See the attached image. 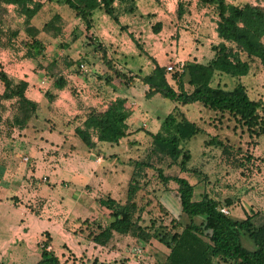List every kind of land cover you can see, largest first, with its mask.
Instances as JSON below:
<instances>
[{
  "label": "crops",
  "instance_id": "obj_1",
  "mask_svg": "<svg viewBox=\"0 0 264 264\" xmlns=\"http://www.w3.org/2000/svg\"><path fill=\"white\" fill-rule=\"evenodd\" d=\"M37 1L43 5L30 25L42 28L43 25H36L34 20L52 1ZM227 1L237 5L263 3L262 0ZM134 2L135 9L120 14L118 22L102 10H95L89 31L72 10L66 7L63 11L54 10L45 22L57 13L63 28L59 34H52L56 41L50 48L56 51L61 47L59 43H65L55 57H48L45 47L43 56L34 58L22 55L25 52L22 49L20 53L9 48L0 49V70L9 77L26 81L25 96L38 104L27 128L9 130L4 119L11 114L13 100L3 101L5 110L0 121V264H35L41 258L42 244L45 243L48 251H52L61 262L68 263L82 259L88 264L93 260L96 264H140L136 256L153 255L146 252L145 246L143 250L136 247L137 243L130 236L113 233L106 245H99L85 238L78 229L85 219L98 217L103 210L99 199L109 195L118 200L121 188L126 191L133 169L131 161L139 159L129 151L144 142L143 150L148 149L151 143L148 133L158 132L162 119L177 105L170 100L165 114H158L147 102L159 94L145 97L148 85L138 77L150 74L157 65L165 67L178 59L206 64L215 56L212 46L222 40L217 35L216 17L211 8H199L198 0H186L189 13L180 20L174 9L169 8L167 12L170 14H164L159 8L143 7L152 4L153 0ZM6 7L10 16L16 14L15 5L7 4ZM19 18L22 22L23 17ZM156 23L160 24L157 31L154 30ZM98 44L106 51L113 67L132 78V82L114 75L103 61L102 53L94 48ZM81 63L86 65L87 71L79 69ZM261 71V64L255 59L250 61L249 72L240 77L248 95L249 89L243 79L246 83L253 81L256 84ZM55 74L66 82L61 89L53 86L52 76ZM167 77L170 85L176 88L169 74ZM229 78L237 81L236 77L216 72L212 85L226 88L224 83ZM189 88L185 85V89ZM3 91L0 80V94ZM251 99H261L264 103V93ZM196 103L200 102L177 106L201 129L185 144L191 153L187 166L197 171L181 172L177 168L174 172L165 170V174L174 173L187 179L193 185V200L198 201L206 194L219 201V206L226 207L235 219H244L254 213L264 216V168L247 174L244 166L238 163L242 156L264 152V148L257 149L262 134L255 144L249 145L248 135L232 119ZM108 107L127 110L128 134L117 145L98 143L96 148L86 147L75 135V127L90 109L104 111ZM197 137L202 138L196 148L203 161L200 166L192 164L193 152L189 146ZM212 137L226 148L206 145L205 142ZM233 146L237 147L236 155L232 153ZM213 163L215 169H212ZM255 164L258 165V161ZM153 188L155 192L151 194L157 196L169 214L175 218L181 216L177 185L169 182L167 188L161 184ZM195 188L199 193L194 194ZM225 199H230V204H225ZM189 222L190 218L186 223ZM148 244L155 245L152 241Z\"/></svg>",
  "mask_w": 264,
  "mask_h": 264
},
{
  "label": "trees",
  "instance_id": "obj_2",
  "mask_svg": "<svg viewBox=\"0 0 264 264\" xmlns=\"http://www.w3.org/2000/svg\"><path fill=\"white\" fill-rule=\"evenodd\" d=\"M55 1L72 10L83 21L87 31L92 28V15L97 9L118 22L120 14L132 12L136 7L134 0ZM7 4L15 5L16 14L23 17L22 25L27 37L22 41L26 50L24 55L33 58L43 56L44 43L37 37L39 29L30 25L43 3L37 0H0V16L7 11ZM197 6L211 8L216 17V32L222 41L212 46L214 58L206 64L186 62L182 72L171 73L169 76L176 88L168 82L165 67L157 65L150 74L138 77L143 84L148 85L145 97L150 98L158 93L182 106L200 102L204 107L232 119L248 135V144L253 145L264 133L263 101L251 99L241 81L233 88L226 89L219 85L213 86L212 80L216 72L240 78L249 72L250 61L255 59L260 62L264 71V4L237 5L227 0H198ZM188 13L189 3L179 0L175 10L176 18L180 20ZM60 20V15L54 14L44 23L43 30L52 32L53 35L59 34L62 30ZM159 25L156 23L155 31ZM18 35L19 30H5L0 25V48L15 47L14 39ZM94 48L102 53L103 61L115 76L124 78L126 82L133 81L113 67L100 44ZM52 78L55 88L61 89L66 85L63 77L55 74ZM0 80L4 86V91L0 94V121L5 110L3 101L13 100L11 114L4 119V123L9 130L27 128L38 109V104L25 96L27 82L9 77L3 70H0ZM185 85L190 88L185 89ZM177 105L162 119L158 132L148 133L151 143L145 156L132 159L133 169L127 183L125 201L120 202L109 195L99 199L98 202L103 207L102 214L85 219L78 231L99 245H106L113 233L145 242L153 239L168 250L162 264H264V216L254 213L246 215L244 219H235L223 214L218 209L219 201L206 194L195 201L192 199L193 185L187 179L174 173L165 174V170L172 167L179 168L181 172L197 171L196 168L187 166L191 153L185 144L201 129L190 122ZM127 116V110L122 107H108L104 111L92 108L75 127L74 132L88 148H96L98 143L117 145L128 134ZM205 144L226 148L215 137ZM151 179L165 188L169 182L177 185L181 210L189 216V223L181 224L158 202L157 196L151 194L155 192V188L149 190ZM141 190L151 197L139 204L136 195ZM230 202V199H225V204ZM153 206L169 219L170 227L163 223L155 226L154 219L144 225V208ZM196 216H202L198 223L193 219ZM245 237L252 241L253 249L244 245ZM35 264L88 263L82 259L61 262L52 251L43 248L41 258ZM90 264H96V261L93 260Z\"/></svg>",
  "mask_w": 264,
  "mask_h": 264
},
{
  "label": "rangeland",
  "instance_id": "obj_3",
  "mask_svg": "<svg viewBox=\"0 0 264 264\" xmlns=\"http://www.w3.org/2000/svg\"><path fill=\"white\" fill-rule=\"evenodd\" d=\"M178 1L179 0H153L152 4H148L147 6L144 4L143 7L145 9L159 8L160 10H162L164 12V14H170L167 12V10L169 8L176 10ZM242 1H249V0H242ZM185 2H186V0H185ZM262 2H263V0H262ZM50 3H51V5H50ZM50 3L48 4V6L44 10L41 11V13L38 15V17H36V19L34 20L36 25H38V26L43 25L44 26V23H46L45 21L48 19V17H50V14L54 10L63 11V10H65V7L68 8L63 3L56 2L55 0H53ZM262 4H264V2ZM153 16L154 15H151V17H153ZM0 17H1L0 25L3 27V29H5V30L6 29L19 30V35L14 39L16 46L9 48V49H13L16 53H20V51H22V50L26 51L22 41L27 39V37H26V34L24 32V26L22 25V22L20 21V18L18 17V15L15 14L14 16H10L9 12L6 11ZM38 29H39V33L37 34V37L42 40V42L44 43V47L47 48L46 53L48 54V57H50V56L55 57V55H57L58 51H62L61 47H63V45L65 43L64 42L59 43L61 45V47H59V49H57L56 51H53V49L50 48V46L52 45V43H54V40L56 41V39H54V37H52L53 36L52 32L45 31V30H43V28H40V26ZM60 37H61V35H60ZM48 40L50 41L49 44L47 43ZM5 48L6 47H2L0 49H5ZM24 53H21V54L23 55ZM242 56H243V58H245V55H242ZM239 81H241L240 78H237V81L235 80V78H229V80H227L224 83V85L226 86V88L231 89ZM243 81H245V84H247V88L249 89V95L251 96V98H257L258 94L261 95L264 93V72L263 71H261V74L259 75V78H258V82L256 84H254L253 81H248L247 83H246V80L243 79ZM255 81H257V80H255ZM250 87H253V90L250 89ZM149 103H150V107L153 110H155L156 112H158V114H161L162 116H163V114H165L166 106L171 104L169 99L164 98L160 94L158 96H156V98L147 102V104H149ZM199 104L200 103H196V105H199ZM201 139L202 138L197 137V139L192 140L189 143V146L193 152L192 164L194 166H200V162H203L202 159L197 155V149H196V148H199L198 140H201ZM233 145H235V144H233ZM145 146H146V143L144 142V143L140 144L139 147H132L131 150L129 151V153L133 157L135 156L137 158H142L145 156V153H146L145 150H147V149L143 150V148ZM233 147H232V153H234V155H236L235 153L237 152V147L236 146L234 148ZM263 148H264V134H262L259 137L258 145H257L258 150H262ZM253 153H255V152L253 151ZM262 155H263V158H260V157H262ZM256 157H258V158H256ZM241 159L242 160H240V162H238V163L243 164L242 166H244V170L247 171V174H250L252 172H256L260 168H264V152L255 153L254 156L251 154H247V156H242ZM250 159H252V160H250ZM253 159H254V161H253ZM257 161H258V165L255 164ZM234 162L235 161H233L232 164ZM119 167L121 168L122 166L120 165ZM131 167H133V165H131ZM218 168H220V167H217V169ZM176 169H177L176 167H172L170 169V171L174 172ZM212 169H215L214 163H213ZM222 169H224V167ZM155 181L156 180L154 179L151 182H149L150 188H153L155 185H157V184H155ZM195 193H199V191H196V188L194 190V194ZM103 194H106V193H103ZM125 195H126V191H123V188H121V191L117 195L118 201L124 202L125 201ZM146 199H149V197L147 196V194L143 190H141L137 193L136 201L139 204H142L143 202H145ZM171 210L173 213H176L175 208H172ZM159 211L160 210L158 208H155V206H153L149 209L144 208V213L142 214V219L144 221L143 222L144 225L149 224L150 221L152 219H154V221H156L155 226L159 225L160 223H163L164 225H167L168 227H170L169 219L162 215L163 214L162 211H160L162 214ZM102 212H103V210L100 211V214L98 216H100L102 214ZM175 215H177V214H175ZM177 217H178L177 219L183 225L186 222H188V220H189V216L187 214H185L184 212H181V216H177ZM201 218H202V216H196V217H194V220L200 221ZM243 240H244L243 241L244 245L247 248H249V249L254 248V245L250 239H247L245 237ZM134 241L137 243L136 247H139L140 249L143 250V248L145 246L146 252H148V253L150 252L151 254H153L151 257H147L148 254L145 257H142V256L137 257L136 256L135 259L137 262H139L140 264H162L163 263V261L165 260V255H166L167 250L162 244H159L158 242H156L153 239H151V241L154 242L155 245L148 244L149 243L148 241L145 242V241L140 240V239H134ZM144 244H146V245H144Z\"/></svg>",
  "mask_w": 264,
  "mask_h": 264
},
{
  "label": "built area",
  "instance_id": "obj_4",
  "mask_svg": "<svg viewBox=\"0 0 264 264\" xmlns=\"http://www.w3.org/2000/svg\"><path fill=\"white\" fill-rule=\"evenodd\" d=\"M7 10H8V8H7ZM185 64H186V62L184 60L178 59L176 61H171V62L167 63L165 65V69H166L167 74L170 75L173 72H182L184 70ZM79 69L83 72L87 71V67L83 63L80 64ZM218 209L221 213L229 215V210L226 207L219 206ZM42 247L45 248L46 250L49 249V248H47V246H44V244H42Z\"/></svg>",
  "mask_w": 264,
  "mask_h": 264
}]
</instances>
